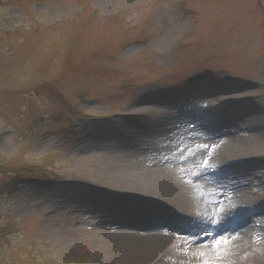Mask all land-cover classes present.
Returning <instances> with one entry per match:
<instances>
[{
  "label": "rangeland",
  "instance_id": "rangeland-1",
  "mask_svg": "<svg viewBox=\"0 0 264 264\" xmlns=\"http://www.w3.org/2000/svg\"><path fill=\"white\" fill-rule=\"evenodd\" d=\"M138 162L212 210L89 167ZM124 232L172 241L132 258ZM0 264H264V0H0Z\"/></svg>",
  "mask_w": 264,
  "mask_h": 264
},
{
  "label": "bare ground",
  "instance_id": "bare-ground-1",
  "mask_svg": "<svg viewBox=\"0 0 264 264\" xmlns=\"http://www.w3.org/2000/svg\"><path fill=\"white\" fill-rule=\"evenodd\" d=\"M229 146H234V144H230ZM210 152L212 157L211 162L216 164L220 162L218 151L212 148ZM99 164L94 163L89 165L93 172H96L99 168L102 169L101 175H95V179L118 194L143 200L159 198L184 213H205L207 210H212L207 204L208 201H205L206 197L202 193L199 192L193 195V190L186 188L190 179L184 178L178 181L177 179L170 178L171 175L168 174L170 173L168 170L170 168H164V170L157 167L151 168L142 162H138L133 167L127 164L125 169L119 167L108 168V165L99 166ZM239 195L235 196L237 197ZM241 199V197L237 198V202L241 203ZM243 199H245L244 196ZM149 208L152 209V206L146 207L142 205V207H138L136 210H130L129 215L131 216L129 217H136L131 219L134 222L133 226L135 229L146 228L151 225H146V222L140 218L141 214L145 210H149ZM158 211L162 212L160 210ZM126 235L128 234L124 232L121 236V245L132 258L152 257L172 241V236L165 232H154V234L147 232L142 235L139 234V236L135 235L130 240H126ZM191 250V255L193 256L202 254L201 246L197 248L193 247Z\"/></svg>",
  "mask_w": 264,
  "mask_h": 264
},
{
  "label": "trees",
  "instance_id": "trees-1",
  "mask_svg": "<svg viewBox=\"0 0 264 264\" xmlns=\"http://www.w3.org/2000/svg\"><path fill=\"white\" fill-rule=\"evenodd\" d=\"M36 172H40V173H36ZM36 172H30L29 174H23V177L22 178H20L19 180H17V183H16V186L18 185V184H22V182H27V181H29L30 179L32 180L34 177L33 176H37V175H41V170H38V171H36ZM42 175H44V174H42ZM47 179V178H46ZM48 180V179H47ZM15 186V187H16ZM13 189H14V187H13ZM11 192H12V190H11Z\"/></svg>",
  "mask_w": 264,
  "mask_h": 264
},
{
  "label": "snow or ice",
  "instance_id": "snow-or-ice-1",
  "mask_svg": "<svg viewBox=\"0 0 264 264\" xmlns=\"http://www.w3.org/2000/svg\"><path fill=\"white\" fill-rule=\"evenodd\" d=\"M219 244H220V241H217V246H219Z\"/></svg>",
  "mask_w": 264,
  "mask_h": 264
}]
</instances>
